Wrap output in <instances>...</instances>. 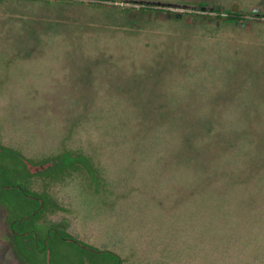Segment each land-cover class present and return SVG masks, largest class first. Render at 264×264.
Instances as JSON below:
<instances>
[{"label": "rangeland", "instance_id": "374dc122", "mask_svg": "<svg viewBox=\"0 0 264 264\" xmlns=\"http://www.w3.org/2000/svg\"><path fill=\"white\" fill-rule=\"evenodd\" d=\"M205 1L209 22L128 0H0V149L46 196L42 220L122 264L174 249L264 264V16L249 14L264 0ZM62 153L92 174L45 177ZM7 234L0 209V264H27Z\"/></svg>", "mask_w": 264, "mask_h": 264}, {"label": "trees", "instance_id": "16d2710c", "mask_svg": "<svg viewBox=\"0 0 264 264\" xmlns=\"http://www.w3.org/2000/svg\"><path fill=\"white\" fill-rule=\"evenodd\" d=\"M224 20L236 22L237 19L225 17ZM17 157L14 153L0 149V209L5 214L7 239L20 257L26 260L27 264H86V261H88L87 264H122L119 260L120 257L113 252L94 249L73 239L63 231L65 223L42 220V213L48 208L49 202L44 194H38L31 190L32 176L27 173L23 159ZM57 161L59 162L57 167L54 166L57 170L53 174L45 175L48 179L49 177L51 179L58 178L64 170L75 167L77 164L92 174L90 164L81 156L62 153ZM48 238L51 244L49 259H46V253L41 256V252H37L35 246L41 243L45 247L42 252H46ZM63 245H68L70 249L64 251ZM164 252L167 255L163 256L159 264H169L171 260L174 261V264L188 263L182 260L179 249L170 252L165 250ZM60 256L64 260L60 261ZM65 258H69V260H65ZM193 258L196 257H192L191 262H196V259Z\"/></svg>", "mask_w": 264, "mask_h": 264}, {"label": "flooded vegetation", "instance_id": "af4514ba", "mask_svg": "<svg viewBox=\"0 0 264 264\" xmlns=\"http://www.w3.org/2000/svg\"><path fill=\"white\" fill-rule=\"evenodd\" d=\"M128 1L131 2V3H133L134 5H138V6L142 7V8H150V7H153L155 9H165V8H167V10L168 9H180V10H186V11H195V12H198V13H201V14L200 15L199 14L195 15L192 18L193 21L195 20V18L196 19H199L198 17H201V19H199V20H203L205 18L207 22L211 21V18L210 17H206V15H205L206 12H203L201 10V7L202 6H207L206 5L207 3H206L205 0H198L194 4H191V3H175V4L179 5V7H176V8L175 7H168L167 4H172V3H168V2H165V1H161V0H150V1H154V2H159L160 3L159 5H143V4H136V3L133 2V1H136V0H128ZM211 6L216 7V5H211ZM218 11L219 10H214L213 12H218ZM140 12H142V11H140ZM157 12H161V11H157ZM167 13H171V12L169 11ZM233 14L234 15H237L239 13L235 12ZM249 14L252 15V16H264L263 13H261L260 15L253 14L251 12V10H250V13ZM171 16L174 19L178 20V19H181L182 18V13H177V14L171 13ZM139 17L141 18V13H139ZM58 163L59 162L57 160L53 161V164L51 166H49V168H46L45 171L47 169H50V168L56 166ZM86 249L89 250V248H86Z\"/></svg>", "mask_w": 264, "mask_h": 264}, {"label": "water", "instance_id": "95a60500", "mask_svg": "<svg viewBox=\"0 0 264 264\" xmlns=\"http://www.w3.org/2000/svg\"><path fill=\"white\" fill-rule=\"evenodd\" d=\"M134 3L136 4H143V5H159L160 3L159 2H154V1H150V0H136V1H133ZM168 7H179V5L175 4V3H172V4H167ZM219 7L216 6H202L201 7V10L203 12H206V13H212L214 10H218ZM234 13L237 12V9L236 8H233L232 10ZM251 12L253 14H256V15H260L261 13L264 14V9H260V8H253L251 9ZM199 19H201V17H198ZM241 26H244L243 23L241 24Z\"/></svg>", "mask_w": 264, "mask_h": 264}]
</instances>
